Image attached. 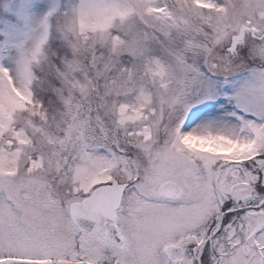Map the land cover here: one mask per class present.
<instances>
[{
    "label": "snow or ice",
    "instance_id": "obj_1",
    "mask_svg": "<svg viewBox=\"0 0 264 264\" xmlns=\"http://www.w3.org/2000/svg\"><path fill=\"white\" fill-rule=\"evenodd\" d=\"M0 264H264V0H0Z\"/></svg>",
    "mask_w": 264,
    "mask_h": 264
}]
</instances>
